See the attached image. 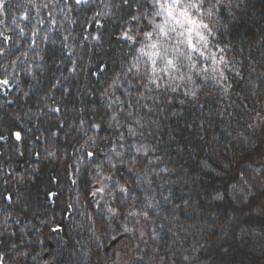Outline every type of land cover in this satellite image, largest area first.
Listing matches in <instances>:
<instances>
[{
  "label": "snow or ice",
  "instance_id": "obj_1",
  "mask_svg": "<svg viewBox=\"0 0 264 264\" xmlns=\"http://www.w3.org/2000/svg\"><path fill=\"white\" fill-rule=\"evenodd\" d=\"M239 7L238 0H0L3 102L15 103L6 97L10 89L20 91L18 70L36 79V70L45 71L47 56L59 72L58 77L53 73L47 91L41 95L45 105L51 101L55 106L49 107L47 113L39 108L32 113L29 109L25 116L58 117L53 124L56 131L49 130L45 143L62 148L63 135L72 152L61 151L58 156L46 148V157H63L70 184L78 189L83 183L85 197L91 198L74 227L88 232L87 240L97 251L93 253L90 247L76 241L72 246L75 264H89L93 256L99 258L105 246L101 235L113 241L117 237L125 240L120 252H113L112 264H174L170 257L172 245L166 249L165 243L168 233L173 237L179 234L173 233L171 227L165 231L159 223L156 191V179L160 177L156 168L163 160L159 155L163 148L154 139L153 130L160 127L162 116L167 118L165 113L184 120L186 127L205 129L217 118L230 123L236 110L243 109L252 122L243 125L247 135L237 132L233 140L253 149L252 155L245 156L253 163L238 169L235 175L239 180L226 183L214 198L235 205L241 197L239 203L244 204L254 195L252 187L256 183L264 187V38L256 52L251 47L247 51L237 47L231 39L226 41L228 25L221 23L224 12L236 19L232 9ZM10 8L17 9L20 15L10 13ZM74 12L92 15L79 22ZM109 24L115 25L111 34ZM76 26L80 28L78 33L74 32ZM113 37H118L115 45L120 46L119 51ZM49 45L54 47L49 49ZM65 69L77 80L83 76V86L69 87L72 81ZM37 86L42 87L39 81ZM34 94L24 91L22 98L29 101ZM197 110L200 114L193 117ZM69 111L75 114L68 122L75 136L65 130L61 116ZM190 117L193 118L189 120ZM12 119L18 122L21 117L13 115ZM10 137L16 144L25 140L24 131L15 130L9 136L0 134V141ZM209 148L216 151L214 144L210 143ZM228 150L229 146L223 149ZM15 151L24 156L19 147ZM33 155L40 157L39 152ZM257 162L259 167L255 166ZM201 168L211 165L204 161ZM230 168L231 163H223L224 171ZM55 182V178L50 179V183ZM47 195L59 196L51 191ZM159 195L168 201V197ZM3 200L10 202L13 195ZM75 203H84L80 195H76ZM188 203L182 200L183 205ZM9 207L6 204L0 208V264L8 261V249L20 251L17 244L11 243L10 238L17 234L9 231ZM70 208L72 204L67 203L65 211ZM259 215L264 217V205ZM12 223L18 225L20 221ZM53 231H63V225L58 224ZM260 236L264 238V223ZM172 243L177 244V240ZM192 259V254L182 255L181 264H191ZM69 264H73L71 257ZM98 264L102 262L98 260Z\"/></svg>",
  "mask_w": 264,
  "mask_h": 264
},
{
  "label": "trees",
  "instance_id": "obj_2",
  "mask_svg": "<svg viewBox=\"0 0 264 264\" xmlns=\"http://www.w3.org/2000/svg\"><path fill=\"white\" fill-rule=\"evenodd\" d=\"M15 2L16 0H11V3ZM238 2L240 7L232 9V15L236 19H232L227 11L224 12L225 19L221 23L228 25V36L225 39H231L233 44L244 47L246 51L251 47L256 52L264 38V0ZM8 11L20 15L15 8ZM91 15V12L73 13L79 22H84ZM114 30L115 25L109 24V34ZM79 31L80 28L76 26L74 32ZM112 39L119 51L120 46L115 45L118 37ZM52 47L54 46H48L49 49ZM31 55L32 53H29L30 57ZM46 60L45 71L41 73L36 70V79L18 70L20 91L10 89L6 97L15 103L5 104V93L0 91V134L9 136L10 131L23 130L25 135L24 142L20 144L14 143L11 137L7 141H0V208H4L6 204L10 205L8 211L12 215L9 231L17 234L10 239L11 243L17 244L20 249L19 252L8 249L9 259L6 264H69L70 257L75 264L72 246L76 241L90 247L93 253L97 251L87 240L88 232L74 227L75 223L81 220L80 212L85 211L91 199L85 197L83 183L78 189L72 186L65 176L64 158L52 159L45 154L46 148L48 151L57 152L58 156L61 151L66 150L69 154L72 152L71 144L65 142L63 135L60 137L62 148L45 143L49 130L56 131L53 124L58 117L50 114L42 115L39 119L25 116L29 109L32 113H36L38 108L47 113L49 107L55 106L51 101L45 105L41 100V95L49 86L48 81L54 78L53 73L59 76L51 59L46 56ZM65 75L72 81L68 84L69 87L73 84L83 86L85 83L83 76L77 80L66 69ZM37 81L42 87L37 86ZM24 91L35 94L29 101H25L22 98ZM56 95L58 97L59 92ZM236 102L239 103V100L236 99ZM199 114L197 110L193 117ZM13 115L21 119L14 121ZM74 115L70 111L61 114L65 130L71 136H75V133L71 131L68 122ZM165 116L167 118L161 117L160 127L153 130L154 139L159 140L160 147L163 148L159 153L163 160L156 168V171L160 172V177L156 179V185H159L156 191L159 200V223L165 226V231L171 227L173 233L179 234L178 237H173L168 233L166 237L165 248L172 245L170 257L173 258L174 264H181L182 255L188 254L193 256L191 264H264V238L260 236L264 217L259 215V210L264 205V187L256 183L252 187L254 195H250L244 204L239 203L241 197H238L235 205L231 201L214 198L218 190H224L226 183L239 180V176L235 175L238 169L253 163L252 159H245L246 154H253V149L242 147L233 140L237 132L247 135L243 125L246 121H252H248L243 109L236 110L230 118V123L225 122L224 118H217L205 129L186 127L184 120H177L167 113ZM210 143L216 146L215 152L209 148ZM225 146H229L227 152L223 151ZM16 147L24 152V156L17 154ZM34 152H39L40 157H35ZM255 159L258 161L259 158ZM204 161H207L211 168H201ZM222 162L231 163V168L224 171ZM255 166L259 167V163ZM163 168H168L169 172H161ZM216 172H222V175L217 176ZM17 176L23 179H18ZM51 178H55L56 182L50 183ZM49 191L58 193V198L49 197ZM159 193L168 197V201ZM9 194L13 195V200L4 201L3 197ZM76 195L81 196L83 204L77 206ZM182 200L188 201V205H183ZM67 203H71L72 208L65 211ZM173 205L181 207L174 208ZM88 211L91 214L92 210ZM14 220H19L20 223H12ZM58 224L63 225V231L53 234V229ZM110 235L115 236L116 233ZM161 236L164 237V233H161ZM173 239L177 240V244L173 245ZM101 240L105 242V246L100 249L99 258L93 256L89 264H98V260L102 264H112L113 252L119 253L125 243L120 237L113 241L101 235ZM143 247L144 245H141V248ZM24 252L28 254L27 257L22 255ZM32 257H36V260L33 261Z\"/></svg>",
  "mask_w": 264,
  "mask_h": 264
},
{
  "label": "water",
  "instance_id": "obj_3",
  "mask_svg": "<svg viewBox=\"0 0 264 264\" xmlns=\"http://www.w3.org/2000/svg\"><path fill=\"white\" fill-rule=\"evenodd\" d=\"M52 233H53V234H60V233H61V231H60V232H55V231H53Z\"/></svg>",
  "mask_w": 264,
  "mask_h": 264
}]
</instances>
